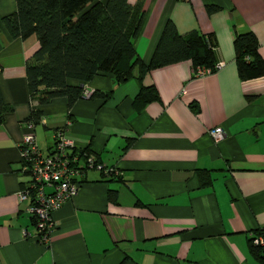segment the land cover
I'll return each instance as SVG.
<instances>
[{
	"label": "crops",
	"instance_id": "0c3cea01",
	"mask_svg": "<svg viewBox=\"0 0 264 264\" xmlns=\"http://www.w3.org/2000/svg\"><path fill=\"white\" fill-rule=\"evenodd\" d=\"M128 1L143 9L132 46L144 63L170 19L178 33H211L220 66L197 74L181 60L140 78L134 70L117 84L101 73L84 88L108 96L40 105L32 132L42 154L62 129L75 151L115 172L82 170L42 242L27 201L16 196L30 102L24 64L38 43L11 38L0 25V97L11 107L0 123V264H264L247 244L264 228V75L240 80L232 48L234 34L250 30L264 61V0ZM14 10V0H0V17ZM150 85L157 99H136ZM213 127L223 130L219 139L209 135ZM199 172L209 184L200 185Z\"/></svg>",
	"mask_w": 264,
	"mask_h": 264
},
{
	"label": "trees",
	"instance_id": "16d2710c",
	"mask_svg": "<svg viewBox=\"0 0 264 264\" xmlns=\"http://www.w3.org/2000/svg\"><path fill=\"white\" fill-rule=\"evenodd\" d=\"M14 1L15 10L0 17V25L11 38L25 39L32 35L38 43L24 64L29 100L37 103L33 108L29 106L24 121H32L33 125L38 122L40 105L53 98L64 97L67 107H70L76 99L83 97V90L87 89L84 84L94 75L106 74L117 84L129 78L134 70L140 78L149 69L181 60L188 59L193 69H212L215 63V41L211 33L196 30L178 33L170 19L165 20L150 59L144 63L132 46L143 19L140 2ZM216 9L212 5L206 6L207 12ZM232 48L240 80L264 75V61L258 53L257 38L252 31L235 33ZM108 94L92 91L88 98L94 95L106 97ZM136 99L141 102L157 99L154 87L140 86ZM191 109L197 111V105L191 104ZM10 110L11 107L0 97V123ZM82 152L84 150H73V153ZM198 177L200 185L209 184L207 172H199ZM76 180L80 183L78 178ZM109 199H114L113 193ZM261 230L256 229L252 233ZM247 242L250 254L264 261V249L253 245L249 238Z\"/></svg>",
	"mask_w": 264,
	"mask_h": 264
},
{
	"label": "built area",
	"instance_id": "2783aa9c",
	"mask_svg": "<svg viewBox=\"0 0 264 264\" xmlns=\"http://www.w3.org/2000/svg\"><path fill=\"white\" fill-rule=\"evenodd\" d=\"M219 66L220 63H214L212 69L196 67L194 71L203 74L214 71ZM90 93V90L84 89L82 96L87 98ZM36 105L34 101L29 102L30 108ZM33 127L32 121H26L27 132L19 143L18 172L23 185L16 196L19 201H27L26 208L33 218L37 238L45 242L53 226L51 212L73 196L80 185L76 176L85 169L98 170L105 176L115 172L91 153H73L74 142L62 129H56L52 133L50 148L42 154L36 146ZM208 132L213 139H219L223 135L220 127H213ZM249 239L253 245L264 249V228L261 232L249 234Z\"/></svg>",
	"mask_w": 264,
	"mask_h": 264
}]
</instances>
